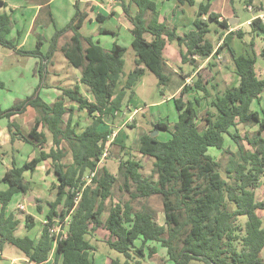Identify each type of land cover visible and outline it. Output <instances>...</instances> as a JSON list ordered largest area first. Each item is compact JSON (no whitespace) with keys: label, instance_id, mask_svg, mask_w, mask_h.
I'll return each mask as SVG.
<instances>
[{"label":"trees","instance_id":"1","mask_svg":"<svg viewBox=\"0 0 264 264\" xmlns=\"http://www.w3.org/2000/svg\"><path fill=\"white\" fill-rule=\"evenodd\" d=\"M177 1L191 7L197 5L196 0ZM211 2L202 0L196 9L194 29L179 35L177 28L160 21L153 0L123 1L125 17L132 25L131 46L136 54L135 68L128 74H125L124 59L127 47L116 42L111 49H105L92 37L80 32L88 13L80 10L78 1L75 16L64 28L56 30L47 53L41 51V40L35 50L19 48L18 41L9 39L13 28L11 13H0L2 49L18 56L39 58V72L46 71L47 74L48 68L54 64L59 40L72 33V39L61 48V52L69 64L81 71L78 84L61 89V95L52 104L44 101L36 91L0 112V118L9 121L10 145L25 143L35 152L32 160L19 165L15 151L11 149L13 166L2 179L8 189L0 191V261L4 247L10 245L19 249L29 264H47L51 258L53 264H96L93 252L97 248L89 238L102 228L109 234V248L124 257L123 260L112 258L109 264H143L145 250L150 244L166 249L173 264H192L194 261L264 264L261 257L264 222L258 214L264 211V200L260 201L256 196L264 177V108L261 111L251 109L253 102H260L264 93V76L260 78L256 71L258 56L264 57V48L260 55L256 51V40L261 38L264 43V21L256 17L251 23L248 46L252 53L237 54L232 42L235 38L243 40L245 33L230 31L229 20H220L221 16L211 11ZM133 6L137 8L135 14L132 13ZM7 7V3L0 0V10ZM149 11L153 18L147 21L145 15ZM254 12H264V0ZM98 20L101 21L99 16ZM210 22L217 25L213 31L216 41L209 38L212 33ZM100 33L116 35L104 28ZM147 34L151 35V41L147 40ZM171 42L179 45L182 62L192 65L193 73L198 68V59L227 50L238 84L214 97L210 86L215 74L210 79L201 72L195 75L191 72L188 75L191 85L173 81L164 57V49ZM147 71L157 78L162 96L168 90L173 91L175 86L180 90V97L174 99L178 121L174 124L157 122L150 133L141 137L140 153L154 159L150 177L142 173V163L132 156L120 161L115 174L105 166L100 167L111 137V132L102 131L101 126L107 117L114 119L128 103L126 101L134 98V88ZM83 88L92 96V101L84 96ZM191 93L195 98L185 101L183 98ZM67 101L89 114L91 123L85 129L77 130L78 125L73 123L76 109L67 107ZM201 101L207 102V109L200 118L197 106ZM28 108L34 109L37 117L33 128L25 135L12 118L24 114ZM238 125L257 127V131L242 137L238 130L233 131ZM41 128L47 129L52 136L49 151L46 150L49 140ZM154 130L167 133L168 140L151 137ZM227 137L236 144V153L226 149ZM244 141L250 150L246 149ZM210 148L223 155L229 153L231 157L225 169L220 160L209 153ZM68 151L72 156L69 165L64 163ZM41 162H49L48 173L52 172L56 177V199L49 203L40 237H18L16 232L23 222L28 229L35 227L34 217L24 212L20 213L23 218L19 214L7 215V207L15 195L29 194L30 182L25 173H34ZM94 172L95 176L90 178ZM87 177L90 178L89 184ZM119 179H123L122 189L130 196L125 203L113 202ZM153 196L162 199L164 225L158 224L154 213L146 207L139 211L134 209V201ZM42 209L38 207L39 212ZM107 210L108 215L103 220ZM58 224L62 225L65 238L57 239L50 233V229ZM138 241L141 243L139 247ZM157 249L153 245L149 247L148 256L152 258Z\"/></svg>","mask_w":264,"mask_h":264},{"label":"rangeland","instance_id":"2","mask_svg":"<svg viewBox=\"0 0 264 264\" xmlns=\"http://www.w3.org/2000/svg\"><path fill=\"white\" fill-rule=\"evenodd\" d=\"M13 2L12 0H9ZM106 1V0H105ZM161 0H156V2H159V9H163V6L166 5L172 6V8L175 6V0L173 1H167L165 5L162 6L160 4ZM202 1V0H201ZM263 0H254L253 2H250V0H233L231 3L230 0H212L211 2V10L228 18L230 20L235 16L239 22L232 23L230 26L232 27V30L239 31L237 28V25H242V30L245 31V33L251 31V27L249 25H246V22L248 20H253L259 12H254V10L259 7L260 3ZM175 3V4H174ZM63 4L65 6L64 10L61 13H57L59 15L65 16L68 12L67 10V0H63ZM250 5V6H249ZM251 7V10L249 9ZM165 9V8H164ZM195 9H197L195 7ZM262 16H259L264 21V12L260 13ZM259 14V15H260ZM128 19L126 18L127 21ZM105 27L116 29L122 22L117 19L116 17H109L105 21ZM210 27L212 29V33L209 35V38H211L213 41L217 40L216 34H214V29L217 28L216 23L210 22ZM47 29V28H46ZM58 29V28H56ZM55 29V31H56ZM54 27L51 26V28H48L47 32H42L44 34H50L49 31H53ZM60 30V29H58ZM54 31V32H55ZM43 34V37L45 38V35ZM54 34V33H53ZM53 34H50V36H54ZM132 34L128 31H126V28L123 26L121 29V37L117 39L116 36H100L98 38H101V45L103 47H112V45L117 42L121 45H124L127 47L128 51L125 54V74L130 73L135 68V59L136 54L135 51L132 49ZM250 35V36H249ZM51 37V39H52ZM250 37L251 34L245 35L244 40H239L238 38H235L233 41V48L237 52H243L249 47L247 46L250 43ZM72 39V34L67 33L66 36H64L60 43H62V46L66 45V43L70 42ZM45 42V39L42 40ZM244 41V42H243ZM257 45H256V51L259 54L261 52V46L264 44L262 40L257 39ZM32 42L30 41V44ZM51 43V42H50ZM50 43L45 44L46 53L48 52L50 48ZM29 44V46H31ZM35 46V45H34ZM36 48V47H35ZM6 53H9L8 50H5ZM43 52V53H45ZM169 52V49L167 50ZM60 55V57H63V54L59 52L57 56ZM61 62H59V65H56L54 67H49L47 70V73H50V78L48 79L46 77V71L42 74L39 72V66L36 69L37 76L36 78H32V75L25 71L20 70L18 67L10 68L4 71V73L0 76V82H3V87L0 88V110H7L14 106L17 102L24 100L27 97H30L35 94L37 91L40 97L46 101L53 103L56 98L60 95H56L53 92V87L56 89V87L63 89L68 87H74L76 83L78 82L79 74L78 72H75L67 62H63V59L60 58ZM179 62H172V66H168V71L170 70L172 73L173 81H177L182 84L191 85L192 81L191 78L188 76L191 74L193 67L190 64H184L180 58ZM9 61H13V59H8ZM57 60V59H56ZM213 65V66H210ZM197 73L201 72V74L206 78L212 77V74H215V79L211 83L210 90L212 92V95L215 97L218 94L223 93L227 88L233 87L236 85L237 80L234 74V65L232 64L231 56L227 52V50L222 51L220 55L216 54L214 55L209 61L204 59H199L198 65H197ZM257 74L258 76H261L262 72L264 71V63L263 58H259L258 65H257ZM177 71V73L175 72ZM60 73L61 77L64 79V83H67L65 87L62 86L63 82H58L55 77H52L51 74ZM170 74V73H169ZM185 77V78H184ZM261 78V77H260ZM51 87L49 90V93H46V86ZM35 87V88H34ZM34 89V90H33ZM175 89V90H174ZM59 90V89H58ZM85 91H82L85 96H87L90 101L93 100L92 96L87 93V90L84 88ZM60 91V90H59ZM61 93V91H60ZM135 97L130 100L126 101L128 103H125L122 108V112L118 114L117 120L111 119L107 117V121H111L113 131H115V136L113 138L112 143H110L106 150H107V156L105 157L104 161L100 164V167L105 166L107 167L112 173L117 174L118 173V167L119 163L122 160H126L128 156H132L138 161H140L143 165L142 173L150 177L152 175L153 170V163L154 159L150 158L148 156H143L140 153V139L141 135L144 131L146 133H150V131L153 130V125L156 123L157 118H163L165 120H168L171 124H174L178 121V112L176 109V105L174 101H170L171 97L174 99H178L180 97V90H177L176 86L173 88V91L168 90V92L165 94V98L160 94L159 89L157 87V78L150 72L147 71L143 80L137 84V87L135 89ZM194 93L186 95L183 99L187 101L188 99L195 98ZM168 98V102H167ZM264 98V94H263ZM166 99V100H165ZM69 102L67 101L66 105L69 107ZM165 102V103H163ZM77 105V104H76ZM261 108H264V99L261 100V105H259L257 102L253 104L254 110H260ZM129 109L131 111H129ZM138 109L136 113H134V110ZM207 109V102L201 101L200 105L197 106L198 114L200 118L205 113ZM123 113L126 114V116L131 117L133 119L132 121H129L128 127L124 128V131L119 128V125H115L119 122V124H123L127 119L123 116ZM75 121L78 131H81L85 129V127L90 124V117L89 114L86 111L82 110H76L75 113ZM74 119V118H73ZM68 120V115L66 116V121ZM159 121V119H158ZM7 120L5 119V123L7 124ZM4 122H0V126H4ZM24 123V131L27 135V133L32 129L33 125L31 122H23ZM198 123L200 124L201 121L199 120ZM110 124V125H111ZM145 129H141V126ZM134 126L135 128H132ZM238 130L242 137H245L246 134H253L256 133L257 127H246L244 125H238V127L233 128V131L235 132ZM40 131L44 132L46 136L48 137V143L46 146V150L49 151L52 147V136L48 132L47 129L41 128ZM155 131V130H154ZM158 131V130H157ZM118 133V134H117ZM160 133L158 131V134L156 137H158ZM166 135V134H163ZM161 139V138H159ZM20 143V142H19ZM246 149H251V147L247 144L246 141L243 142ZM64 147L67 148L66 143H64ZM31 150H26V153L32 152V156H34L35 152L32 150V147H29ZM13 147L9 144V147L6 146L5 149H2L0 151V155L2 157H5L6 155H2L4 152H6L7 156L12 155ZM68 149V148H67ZM226 149L229 151L236 153L237 152V146L234 144L228 137L226 142ZM18 150H15V156H17ZM209 153L218 158L220 160L223 168L225 169L227 163L229 162L230 155L227 154H221L214 148L209 149ZM27 155V154H25ZM26 157V156H25ZM72 162V156L70 152L68 151V155L64 160V163L69 165ZM49 164V162H47ZM47 164V165H48ZM2 163L0 162V180H1V169ZM45 163H41L38 165L36 171L34 173L27 172L25 173V178L27 181L30 182V192L25 197V200L23 202L24 210H17L25 211L27 209H31L30 204H37V205H45L46 199L50 196V193L48 192V189L51 187L49 186V183L46 185V189L44 188L43 184V178L46 176L43 175L40 179L39 177L41 174H43V169L45 167ZM51 174V178H55V175L51 172L47 175ZM39 179V180H38ZM49 180V178H48ZM124 185L123 179H119L115 190H114V200L113 202H121L125 203L130 200L129 194L122 189ZM3 186V184L0 183V187ZM53 187V186H52ZM4 189V186H3ZM0 190H2L0 188ZM22 196H15L12 204H17L19 201H21ZM257 199L258 200H264V177L262 179V188L257 191ZM110 206V202H108V207ZM133 206L135 211L142 210V208L146 207L148 210L152 211L155 215L156 221L158 224L163 225L165 222V214H164V206L162 199L159 196H153L148 199H138L133 202ZM37 207V206H36ZM33 206L35 215L39 218V220H43V216H41L37 212V208ZM16 211V212H17ZM17 212V213H18ZM29 212V211H28ZM258 214L261 216L264 222V211H259ZM108 215V210L103 214L102 219H106ZM246 220V218H244ZM245 220H241V223L244 224ZM22 226V225H21ZM25 227V226H24ZM41 225L37 224L35 231H38L40 229ZM20 233L23 234L24 228L20 227ZM108 232L104 229H99L96 233H94L90 240L97 248V257L104 258V263H110L112 258H121L122 260L124 257L111 250L107 244L108 239ZM141 245L140 241L137 242V247ZM151 245V244H150ZM147 246L146 248V257L143 259V264H173L168 257L167 250L161 248L158 244H152L153 246H156L158 249L157 254H155L152 258L148 256V249L151 246ZM4 258L0 261V264H15L16 260L15 258L19 257H25L24 254H21L20 251L10 245H6L4 247L3 251ZM261 257L264 259V249L261 253ZM21 264H26L25 261L20 262ZM103 263V262H102ZM96 264H101L100 260L97 261ZM192 264H205L201 262H192Z\"/></svg>","mask_w":264,"mask_h":264},{"label":"crops","instance_id":"3","mask_svg":"<svg viewBox=\"0 0 264 264\" xmlns=\"http://www.w3.org/2000/svg\"><path fill=\"white\" fill-rule=\"evenodd\" d=\"M3 1H5L7 3L8 7L5 8V9H1L0 13H3V12L11 13L12 19H13V28H12L11 33L9 34V39L18 41L19 48H22V49H25V50H35L37 48L38 41L41 40V42L43 43V45L41 47V51L45 52L46 51L45 44H49L51 42V37L52 36H50V34H53V33L55 34V32H56L55 29L56 28H58V29L64 28L66 25H68V23L75 16V14H76L75 4H76L77 1L79 2L80 10L83 11V12H87L88 13V17L85 20V22H84V24H83V26H82V28L80 30V32L83 35L92 37L94 41L99 42L100 45H101V38H98V37H100V36H113V35H103V34H101L100 33V29L101 28H104L106 30H109V31H112V32L116 33V35H114V36L118 37L117 39H119L121 37V29L123 28V26L126 28V31H128V32H130L132 34V32H131L132 31L131 23L128 20L124 21V20H126V17H125V14H124V11H123V5H122L123 1H128V0H106V1L105 0H67L68 4H67L66 8H67L68 12H67V14L65 16L57 14V13H61L64 10V8H65V6L63 4V0H12L13 2H11L9 0H3ZM153 1L157 5V10H158V12L160 14V21L161 22L165 21V22H167V24L170 27L177 28V33L179 35H183L184 33H188V32H190L191 30L194 29L193 21H194V17H195V13H196L195 7H191L188 4H180L177 0H175L176 1L175 2L176 4L174 3L175 6L172 8V6L169 5L168 8H167L166 5H165L166 3H168L167 1H173V0H161L160 4H162V6L163 5H165V6H163V9H159V2H156V0H153ZM201 2H202L201 0H196V4H197L196 8ZM132 13H134V14L137 13V8L135 6H133V8H132ZM259 14L256 17L262 16L261 14L260 15ZM98 16L100 17L101 21L98 20ZM220 16H221L220 20L228 19V18H226V17H224L222 15H220ZM109 17H116L117 19H119L122 22V24H120V26H118L116 29H111V28L105 27V23H106L105 21ZM230 17H233V19L236 18L235 16H230ZM145 18H146L147 21H150L153 18V13L150 12V11L147 12L146 15H145ZM253 20H248L246 22V25H249L251 27V25H252L251 23L253 22ZM51 26L54 27V30L53 31H49L50 34H48V36H47V34L42 33V32H47L48 28H51ZM237 28H239L238 29L239 31L241 30L243 33H245V31L242 30V28H243L242 25H237ZM230 31H234V30H232V27L230 28ZM43 34L45 35V38L43 37ZM248 34H249V32L245 33V35H248ZM64 36H66V35H64ZM72 36H73V34H72ZM131 36H132V41H133V35H131ZM146 38H147L148 41H151V35L147 34ZM44 39H45V42L42 41ZM61 39L59 40V44H58V48L59 49L56 52L55 57H54V64L51 67L59 65V62H61L60 58L63 59L64 63L67 62V64H69L68 61L66 60V58L64 57V55H63V57H60V55L57 56V54L59 52H61V48L63 47L62 43H60ZM250 39H251V37H250ZM258 39L262 40L261 38H258ZM239 40H241V39H239ZM30 41L32 42L31 44H30ZM29 44L31 46H29ZM256 44H258L257 41H256ZM113 45H112V47H113ZM112 47H106L105 46L104 48L105 49H111ZM232 48H233V44H232ZM263 48H264V44L261 46V50ZM168 49H169V52H167ZM5 50L6 49H2L0 47V76H1L2 73H4L5 70L10 69V68H14V67H18V69H20V70H25V71L29 72L32 75V78H36V76H37L36 69H37V67L40 64V59L39 58L18 56V55H16L14 52H12L10 50H8L9 53H6ZM235 52L237 54H247V53L251 54L252 53L250 47H249V49L247 48L243 52H240V53L237 52V51H235ZM258 55H260V53ZM164 57H165L166 64L169 67L172 66V62H174V63L179 62L178 58L181 59L179 45L176 42L168 43L166 45L165 49H164ZM211 58L212 57L204 58V60L209 61ZM259 58H262V57L258 56L256 68H257V65H258ZM8 59H13V61H9ZM198 62H199V59H198ZM263 63H264V57H263ZM69 66H71V68L75 72H78L77 74H79V77H78V82H79V78H80V74H81L80 73L81 72L80 69H77V68L73 67L71 64H69ZM256 71H257V69H256ZM175 72L177 73V71H175ZM196 72H197V70L194 73L192 72L193 75H195ZM51 75H52V77H55L58 82H63L64 81V79L61 77L60 73L51 74ZM193 75H191V76H193ZM144 76L142 77L140 82L143 80ZM263 76H264V71L262 72L261 76H259V77L262 78ZM46 77L48 79L50 78V73L49 72L46 74ZM235 77H236V80H237V83H236V85H237L238 84V78H237L236 75H235ZM78 82L76 84H78ZM0 83H3V82H0ZM123 83H124V80H123L122 84L119 86V89H121V87L123 86ZM3 85H4V83H3ZM66 85H67V83H64V82L62 83L63 87H65ZM136 87H137V85H136ZM136 87L134 88V91H135ZM50 88L51 87H49L48 85L45 87L46 93H49ZM58 89L61 91V89L58 88V87H56V89H54V87H53V89H52L53 92L56 95H60L62 93V92L60 93V91ZM82 91H85L84 88L82 89ZM263 94H262L261 100L264 99L263 98ZM135 95H136V93H135ZM84 96H85V94H84ZM85 97H87V96H85ZM89 100H91V99H89ZM170 101H174V98L171 97ZM167 102H168V98H167ZM255 102H253V104H255ZM48 103H50V102H48ZM163 103H165V102H163ZM257 103L259 105H261V101L257 102ZM50 104H52V103H50ZM253 104L251 106V109L253 111H261V109H263V108H261L260 110H254L253 109ZM69 107H73L76 110L78 109V105H76L75 103H72V102H69ZM1 111L2 110H0V112ZM129 111H131V110L129 109ZM137 111H138V109H135L134 113H136ZM120 112H122V111H120ZM120 112L116 113V117L114 119L117 120L118 114ZM123 116L126 117V119H127L123 124H119V122L116 123V121H115V125L116 124L119 125V128L122 130V132L124 131L125 127H128L129 121L133 120V119H131V117H129V116L127 117L125 113H123ZM36 117H37L36 111L34 109H32V108H28L27 111L24 114L16 115L12 119L14 121H16L20 125L22 132L26 135L25 131L23 130L25 128L23 122L26 121L27 123L31 122L32 124H34ZM5 119L6 118H0V122H4L3 124H5L4 126H0V151H2L1 148L5 149L6 146L9 147V144H10V136H9V133H8V122L9 121H8V119H6L8 121L7 124H6L5 123ZM158 119H159V121H158ZM160 121L169 122L168 120H165L163 118H157L156 123L160 122ZM73 123H76L75 116H74V119H73ZM90 123H91V121H90ZM111 123L112 122L109 121V120L107 121V118H106L105 119V124L103 126H101V130L102 131L111 132V137L109 139L108 145L110 143H112V141H113L112 136L114 137L115 133H116L115 131H113V129H111L112 126H113ZM139 127H141V129H145L144 127H142V125L139 126ZM160 133L166 134V135L160 134L159 135V138H161L160 140H163V141L168 140L169 135L167 133H165V132H160ZM145 134H147L146 131L143 132L141 137L143 135H145ZM140 141H141V139H140ZM29 147H31V146L28 145V144H25V143H21V142L20 143L16 142L13 145V151H15V150L19 151L17 153L18 155L15 158L19 165L23 164L24 162L30 161V160H32L35 157V154H34V156H32V152L26 153L25 149L31 150ZM32 150H33V148H32ZM25 154H27V155H25ZM13 160H14L13 159V155H10V156L6 155L5 157H2L0 155V162L2 163L1 169H3L2 173H1L0 183L3 184V186H4V189H3V186L0 187L2 189L0 191H5V190L8 189V184L2 182V179H3L6 171L12 168ZM41 163H45L46 165H45V167L43 169V172H42L43 174H41L39 179L43 175L46 174V176L43 178V182H44L43 186L46 189V185L48 183H49V186L51 185V187L49 189L47 188L48 192L50 193V196L46 199L45 205L43 204V206H42V205H37V204H30L31 207H32L31 209H27L25 211L18 212L17 210H20L19 207L23 206V202H24L26 196H24L23 194H17L15 196H22L21 201H19L17 204H12V202H11L9 204V206L7 207V211H6L7 215L19 214L20 215L19 217L23 218V215L20 214V213L24 212L25 214L31 215L32 217H34L35 227L32 230L28 229L26 227V225H25V222H23L21 224L22 226H20V227L24 228V232L25 233L21 234L20 233V228H19V230L16 232V235L18 237L29 236V237H31L33 239L34 238L38 239L40 237L41 233H42V228H43V226H44V224L46 222V215H47V213L49 212V209H50L49 208V203L54 202L55 199H56L57 190H56L55 186L58 185L56 177L54 179L53 178L50 179V177H51L50 175L51 174L47 175V172L50 169V163L49 164L47 162H41ZM48 178H49V180H48ZM261 188H262V181H261V185L257 189V191L259 189H261ZM257 191H256V196H257ZM14 197H13V199H14ZM260 201H262V200H260ZM33 206H35V207L37 206L36 207L37 208V212L41 216L44 217L43 220H39V218L35 215ZM39 206L43 207L41 212L38 211V207ZM60 210H61V206L58 208V211H60ZM0 212H1V204H0ZM37 224H40L41 227H40V229L38 231L34 232V229L36 228ZM164 224H165V222H164ZM96 252H97V250H96ZM96 252H93V257H94L95 262L97 263V261L100 260L101 264H108V263H104V258L97 257L96 256L97 254H95ZM20 253L23 254L21 251H20ZM3 258H4V255H3V252H2L1 260ZM15 260H16L15 264H21L20 262H22V261H25L26 264H29V262H28L26 257L15 258ZM47 264H53V258H51V260H49L47 262Z\"/></svg>","mask_w":264,"mask_h":264},{"label":"built area","instance_id":"4","mask_svg":"<svg viewBox=\"0 0 264 264\" xmlns=\"http://www.w3.org/2000/svg\"><path fill=\"white\" fill-rule=\"evenodd\" d=\"M249 9L251 10V7H249ZM106 156H107V150H105V153L103 154L102 162L104 161V159H105ZM95 174H96L95 172L92 173V174H90V178H93L95 176ZM90 178L87 177V182H88L87 184H89ZM19 209L24 210V207L23 206H20ZM50 233L52 235H55L57 239L58 238H65L66 237V234H65L64 230L62 229V225H59V224L56 225V226H54V227H52L50 229Z\"/></svg>","mask_w":264,"mask_h":264},{"label":"water","instance_id":"5","mask_svg":"<svg viewBox=\"0 0 264 264\" xmlns=\"http://www.w3.org/2000/svg\"><path fill=\"white\" fill-rule=\"evenodd\" d=\"M234 21L235 22H238V20L237 19H230L229 20V24L231 25L232 23H234ZM158 134V131L157 130H155L152 134H151V137H156V135Z\"/></svg>","mask_w":264,"mask_h":264}]
</instances>
